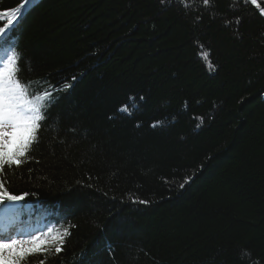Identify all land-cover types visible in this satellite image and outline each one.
I'll use <instances>...</instances> for the list:
<instances>
[{"label": "trees", "instance_id": "obj_1", "mask_svg": "<svg viewBox=\"0 0 264 264\" xmlns=\"http://www.w3.org/2000/svg\"><path fill=\"white\" fill-rule=\"evenodd\" d=\"M34 5L16 76L55 100L0 180L28 193L18 218L47 207L22 240L51 247L21 264H264V0Z\"/></svg>", "mask_w": 264, "mask_h": 264}, {"label": "snow or ice", "instance_id": "obj_2", "mask_svg": "<svg viewBox=\"0 0 264 264\" xmlns=\"http://www.w3.org/2000/svg\"><path fill=\"white\" fill-rule=\"evenodd\" d=\"M164 2L165 0H161V3ZM203 3L208 5L210 0H203ZM29 5L35 6L34 0H22L15 23L13 20H8L7 23L11 27L7 31L0 27V65H2L0 67V173L5 171V166L9 169L12 166L19 167L30 158L32 147L39 142L37 133L41 129V122L48 118V110L55 100V97L48 92L40 96L33 94L34 98H30L26 90L30 85L21 83L16 76L20 70L18 62L22 63L25 57L23 50L18 47L14 33L19 27L20 19L31 11ZM238 23L239 19H237ZM121 111L128 109L124 107ZM161 123L158 120L152 124V127H158ZM187 182L185 180V183ZM180 187L183 188L184 184L182 183ZM12 191L5 187L4 180H0V202L4 200L16 202L28 195V193L12 194ZM140 202L144 203V201ZM68 234L66 230L65 236ZM65 236L57 235L52 238L53 242H58L55 247L56 253L61 252ZM45 245H49L46 238L35 237L24 241L0 232V264H21L26 257L45 251Z\"/></svg>", "mask_w": 264, "mask_h": 264}]
</instances>
